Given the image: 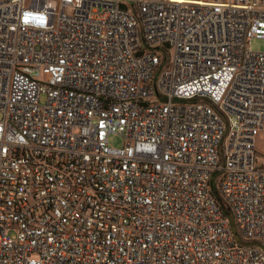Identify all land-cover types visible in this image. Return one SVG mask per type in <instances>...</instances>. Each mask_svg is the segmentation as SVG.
Masks as SVG:
<instances>
[{
    "label": "built area",
    "instance_id": "1",
    "mask_svg": "<svg viewBox=\"0 0 264 264\" xmlns=\"http://www.w3.org/2000/svg\"><path fill=\"white\" fill-rule=\"evenodd\" d=\"M253 39L264 0H0V264H264Z\"/></svg>",
    "mask_w": 264,
    "mask_h": 264
},
{
    "label": "rangeland",
    "instance_id": "2",
    "mask_svg": "<svg viewBox=\"0 0 264 264\" xmlns=\"http://www.w3.org/2000/svg\"><path fill=\"white\" fill-rule=\"evenodd\" d=\"M249 48L252 52L261 53L264 51V41L260 39H253L249 44ZM109 143L114 147H121L123 142L121 138L117 136H112L109 138ZM255 152L257 156V163L263 164L264 163V122H263V129L256 136Z\"/></svg>",
    "mask_w": 264,
    "mask_h": 264
}]
</instances>
